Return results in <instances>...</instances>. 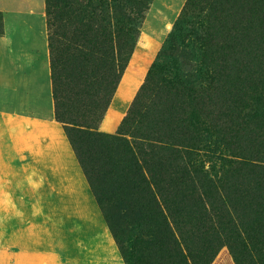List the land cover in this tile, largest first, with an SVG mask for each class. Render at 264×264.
<instances>
[{"label":"rangeland","instance_id":"rangeland-1","mask_svg":"<svg viewBox=\"0 0 264 264\" xmlns=\"http://www.w3.org/2000/svg\"><path fill=\"white\" fill-rule=\"evenodd\" d=\"M60 1L75 11L72 28L58 22L62 59L111 84L104 116L141 32L158 48L114 129L100 122L83 143L51 121L47 95L0 96L18 114L0 113V264H210L233 262L230 247L264 264V0H195L176 30L186 0ZM99 11L107 60L92 46ZM84 84L81 104L96 93ZM207 95L217 108L204 118Z\"/></svg>","mask_w":264,"mask_h":264},{"label":"crops","instance_id":"crops-1","mask_svg":"<svg viewBox=\"0 0 264 264\" xmlns=\"http://www.w3.org/2000/svg\"><path fill=\"white\" fill-rule=\"evenodd\" d=\"M0 16L2 23L0 31L1 98L3 97L5 102L14 99L11 102L12 105L38 106L41 104L42 96L47 95L50 112L53 114L45 0H0ZM140 40L147 41L142 45L140 41L137 43L111 106L100 123L101 129L106 131L114 129L116 119L111 113L118 114L117 107L123 105L125 100L133 94L151 63L152 53L158 48L152 49L154 39L143 31ZM7 95L8 97H5ZM0 113L10 114L9 112ZM51 121L54 119L52 118ZM211 264H233V262L228 256L218 257Z\"/></svg>","mask_w":264,"mask_h":264},{"label":"trees","instance_id":"trees-1","mask_svg":"<svg viewBox=\"0 0 264 264\" xmlns=\"http://www.w3.org/2000/svg\"><path fill=\"white\" fill-rule=\"evenodd\" d=\"M193 1L195 0L185 1V8L183 9V11H181L179 16L175 20L173 24V30H176L180 26V23L183 20L184 11L192 6ZM104 2L105 0H100L101 4H103ZM66 4L67 1L45 0V13L47 26V43L49 50L51 95L53 99V119L55 123H58L61 126L62 131L65 137L68 139L69 143L74 144L76 143V141H79L80 143L86 142L88 138L93 134L94 130H98L99 123L103 119L104 111L110 101L111 84L107 83L103 79L96 80L94 78H91L90 80L89 71H85L84 69L79 68L77 64L68 65L66 63L67 58L65 60L62 59L66 52L68 54V51H70V47L68 45H64V42H66V40H64V34H57V31H59L60 29H64V26H62L58 22L67 21L68 17H72L75 12L72 8H68L66 10ZM59 8L63 9V14L58 13L57 17L54 12H57ZM79 14L87 15L86 13H82V11ZM98 14V26L100 27L101 37H98L96 41L92 43V46L96 45L98 54L100 56H103L107 60L110 57L112 50V47L107 40L109 39L110 32L104 31V23L102 22L103 17L101 15V11H99ZM261 19L264 22V7L261 9ZM70 20L71 19H68L69 29L73 26L70 23ZM81 26L85 28L87 27V24H81ZM1 29L2 23L0 16V31ZM85 29L82 31H85ZM85 37V33L82 34V40H85ZM98 40L102 41L98 42ZM166 46H168V42L164 45V47L162 46L163 48L161 51H163ZM72 60L75 62V58H73ZM60 69L63 70L62 74L59 71ZM88 79L90 85H92V87H95L96 93H94L93 98L89 103L81 104L82 97L87 94L85 88H88V84L85 86L84 82H86V80ZM88 89L90 90V88ZM80 96L81 99L79 103L78 99ZM201 107L205 109V113H203L205 114L204 118H208V116L212 113V109L217 108L209 95H207V97L205 98V102L201 104ZM93 111L96 112V117H94ZM219 114L221 115V113ZM210 120L212 119H209V121ZM96 122H98V124ZM188 126L190 127V131L189 133H187L185 141L190 145V141L192 142L194 138H197V131L199 130L198 127L197 129L195 127V121H191ZM263 137L264 136H261V138ZM145 139L148 140L147 138ZM129 159L133 163L136 162L135 157ZM230 252L234 264H240V262H238L237 260L239 257L237 256V251L233 247H230Z\"/></svg>","mask_w":264,"mask_h":264}]
</instances>
